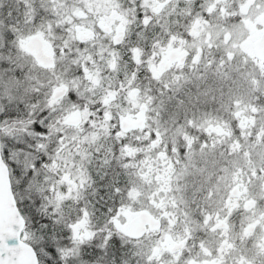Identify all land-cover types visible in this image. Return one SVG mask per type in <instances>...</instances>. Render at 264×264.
<instances>
[{"label": "snow or ice", "instance_id": "obj_1", "mask_svg": "<svg viewBox=\"0 0 264 264\" xmlns=\"http://www.w3.org/2000/svg\"><path fill=\"white\" fill-rule=\"evenodd\" d=\"M0 264H264V0H0Z\"/></svg>", "mask_w": 264, "mask_h": 264}]
</instances>
